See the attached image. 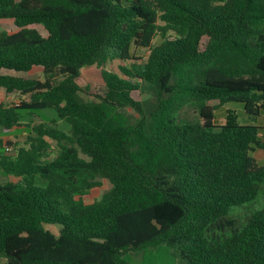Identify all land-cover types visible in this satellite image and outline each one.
<instances>
[{
  "label": "trees",
  "instance_id": "16d2710c",
  "mask_svg": "<svg viewBox=\"0 0 264 264\" xmlns=\"http://www.w3.org/2000/svg\"><path fill=\"white\" fill-rule=\"evenodd\" d=\"M3 20L0 90L18 99L0 102V130L27 132L0 139L4 264H264V208L231 216L264 183V127L216 124L227 104L264 117V0H0ZM107 59L125 64L88 100L81 70Z\"/></svg>",
  "mask_w": 264,
  "mask_h": 264
},
{
  "label": "rangeland",
  "instance_id": "374dc122",
  "mask_svg": "<svg viewBox=\"0 0 264 264\" xmlns=\"http://www.w3.org/2000/svg\"><path fill=\"white\" fill-rule=\"evenodd\" d=\"M11 21L8 20H3L0 21V31L4 29H10L11 27ZM34 28H36L42 36L46 37L48 34L46 30L43 28L41 25H34ZM161 41V39L158 37L155 40V43L158 44ZM148 51L144 49H137L134 52L135 57L137 58H142L146 59L148 56ZM125 64L124 62L118 60V59H107L106 64L103 67L98 66L97 64L92 65V66H87L81 70V74L79 77V84L81 88L84 91L83 96L88 99V100H93V91L96 85L103 84V72L104 71H110L114 73H120L119 67L121 65ZM129 64V63H128ZM5 73H12L16 75H21L20 73L17 72H8L6 71ZM25 75H27L30 78H40L43 79V72L42 68L40 67H34L31 71L27 72ZM18 96H10V97H5V93L3 90H0V102H7V103H12L15 102L18 98ZM144 100H146L149 104L153 100V94L146 90L144 94ZM215 102H211V104H214ZM125 112L130 115L132 118H137L138 114L131 108H126ZM229 114H234L238 121L240 123H255L258 124L259 126L264 127V117L259 118L257 121H252L250 120L244 113L242 108L237 105V104H227L225 106L219 107L216 111V124L220 125L223 124L226 121V117ZM40 116V117H39ZM56 114L52 110H46V111H39L35 116L30 117L31 121H33L34 124H38L40 122H47L49 117H55ZM181 116L184 119L187 120H194L195 119V113L191 108H186ZM48 117V118H47ZM68 125L65 122L60 121L59 122V127H61L63 130L66 132L68 131ZM11 133H15L17 137L20 138V140H23L25 138V135L27 134L26 129L24 128H16L10 131ZM19 140V141H20ZM53 144H55L53 142ZM254 156L256 160L258 161L259 164H264V150H257L254 153ZM7 178L5 176L0 175V183L6 181ZM104 185L97 189L96 191V197L100 198L103 196V194L109 190L110 188V183L108 181L103 180ZM264 208V183L260 186L259 194L257 199L248 204H244L242 206L234 207L232 209L231 216L236 219V227L239 228L242 226L245 221L251 216V214L257 210H261ZM54 227V226H53ZM56 227V226H55ZM52 231H56L55 228H50ZM154 251V250H153ZM171 255L174 254L173 251L170 252ZM135 262L137 264H141L142 261L144 260L145 253H138V254H132L131 255ZM155 260L158 261V264H171L170 259L163 255L162 257L157 256L155 257ZM149 264H153V261L148 260ZM0 264H4V261L0 260ZM175 264H181L179 259L176 258Z\"/></svg>",
  "mask_w": 264,
  "mask_h": 264
},
{
  "label": "crops",
  "instance_id": "0c3cea01",
  "mask_svg": "<svg viewBox=\"0 0 264 264\" xmlns=\"http://www.w3.org/2000/svg\"><path fill=\"white\" fill-rule=\"evenodd\" d=\"M0 139H3L4 141H14V142L20 140V138L17 137L15 133H11V132L5 133L2 130H0Z\"/></svg>",
  "mask_w": 264,
  "mask_h": 264
}]
</instances>
